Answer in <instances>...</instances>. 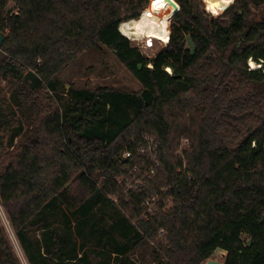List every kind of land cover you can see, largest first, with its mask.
<instances>
[{
  "label": "trees",
  "instance_id": "16d2710c",
  "mask_svg": "<svg viewBox=\"0 0 264 264\" xmlns=\"http://www.w3.org/2000/svg\"><path fill=\"white\" fill-rule=\"evenodd\" d=\"M201 1L154 5L160 18L144 19L169 36L174 18L149 58L119 31L148 0H0V205L28 264H137L135 242L161 230L154 264H204L217 250L224 264H264V0H204L226 12L212 21ZM99 45L138 94L65 88L58 75ZM145 134L158 167L137 153ZM183 136L190 150L176 154ZM152 166L137 191L119 184ZM152 197L158 211L139 219ZM98 209L116 213L109 228ZM0 264H21L1 225Z\"/></svg>",
  "mask_w": 264,
  "mask_h": 264
},
{
  "label": "rangeland",
  "instance_id": "374dc122",
  "mask_svg": "<svg viewBox=\"0 0 264 264\" xmlns=\"http://www.w3.org/2000/svg\"><path fill=\"white\" fill-rule=\"evenodd\" d=\"M237 2V0L230 6V8ZM202 5L201 8L206 14V19L209 21H212L213 19H219L224 16V14L214 17L212 14H210L204 5L203 0L201 1ZM160 4V0H148V2L144 5L143 12L147 9L145 16L142 18L139 17L136 19V21H128L130 22L128 26L124 28L126 32H128V35L126 37L129 38V41L131 42L132 46L139 49L145 56L149 58H153L162 48L166 47L167 44L163 42H159V40L154 41V46L151 48L146 47V45L142 42L135 41L136 39L140 38L142 36V28H143V20L148 14H156L160 18V12L161 10H154V5ZM167 3V0H163V5ZM169 6V5H168ZM14 4H10V8H13ZM162 8V7H160ZM225 10V9H224ZM156 11V12H155ZM258 10H253V13L257 12ZM155 12V13H154ZM158 17L154 19L155 26L159 29H163L162 31H166L165 22L163 20H159ZM174 16L170 17L169 21V31L171 36V25L172 20ZM138 20V21H137ZM127 23V22H125ZM123 23V24H125ZM122 24V25H123ZM121 29V26L119 27ZM165 29V31H164ZM125 36V35H124ZM252 60V59H250ZM249 60V61H250ZM253 62H255L253 60ZM249 64V63H248ZM250 65V64H249ZM58 77L64 84L66 89H69L70 87H73L76 90H82V89H89V90H96L98 88L107 87L111 89H115L120 92H127L132 94H138L142 86L137 82L134 77L127 71V69L119 62L117 59L115 53L112 49L107 48L103 45H99L97 48L88 50L81 55H79L65 70H63ZM144 143L141 145L138 149V154H141V150L145 148L149 151L150 147L152 145L156 146L157 140L154 136L150 134H145L144 136ZM158 146V145H157ZM191 147V139L181 137L179 138V145L177 148L178 153H187L190 150ZM184 153V154H185ZM157 154V153H156ZM157 158V155H155ZM143 158V157H142ZM148 159V158H145ZM152 159V158H150ZM149 160V159H148ZM152 163V160H151ZM158 167V166H157ZM140 172H137L135 176L131 177H120L118 178V182L120 185H122L125 189V192L128 191V189H131L132 191H137L138 187L144 184V178L150 177L148 172L142 173V175L137 178V175H139ZM153 198V197H152ZM146 200L142 205V214L139 216V219H150L152 218L156 212L158 211L159 205L157 204L158 201L157 197H154ZM113 201L115 203H118L119 197L114 196ZM166 208L171 206V199L166 198ZM107 211V210H104ZM116 215L114 211H107L102 212L101 209H98V211H95V214L93 215L94 221L96 223H99L101 226L104 225L109 228L113 224L112 216ZM124 216H127V218L132 217V213L130 215V212L127 213V215L124 213ZM130 219V218H129ZM135 224V220H132ZM0 225L4 229V232L10 241L14 253L16 254L17 258L20 260L21 264H28L25 258L24 253L22 252L15 235L13 233V230L11 229L9 222L7 220V216L0 205ZM163 239L158 234L157 240ZM155 242H150L147 240L146 242H142L141 240H137L135 243H138L139 246L137 247L135 253L132 255V258L137 262V264H154L153 263V251L155 249ZM224 255L225 253L222 250H217L215 253L210 257V260H217L221 264H224ZM144 259V260H143ZM142 261H145L144 263ZM205 262L204 264H206Z\"/></svg>",
  "mask_w": 264,
  "mask_h": 264
},
{
  "label": "bare ground",
  "instance_id": "6f19581e",
  "mask_svg": "<svg viewBox=\"0 0 264 264\" xmlns=\"http://www.w3.org/2000/svg\"><path fill=\"white\" fill-rule=\"evenodd\" d=\"M203 2H204V0H203ZM204 5H205V2H204ZM205 8H206V6H205ZM206 10H207V8H206ZM210 14H212V13H210ZM164 33L165 32H163L161 29H159L158 27L155 26L154 19H144L143 20V28H142V36L140 38L136 39L135 41L142 42L146 45V47L151 48L154 46L155 40H159V42L161 41V42L165 43L164 39H163ZM149 41H151L150 45L148 43ZM167 42H169V36H168ZM251 61L253 64L256 65V67L254 69H260L262 67L261 65L253 62V60H251ZM169 70H168V72H172L171 69H169Z\"/></svg>",
  "mask_w": 264,
  "mask_h": 264
},
{
  "label": "built area",
  "instance_id": "2783aa9c",
  "mask_svg": "<svg viewBox=\"0 0 264 264\" xmlns=\"http://www.w3.org/2000/svg\"><path fill=\"white\" fill-rule=\"evenodd\" d=\"M123 24V23H122ZM121 24V25H122ZM119 30H120V28H119ZM122 34V33H121ZM123 35V34H122ZM124 36V35H123ZM126 37V36H125ZM170 37V36H169ZM128 38V37H127ZM129 39V38H128ZM169 41H170V39H169ZM169 42H167V43H165V44H168ZM157 151V144H156V146H154V145H152L151 147H150V149H149V151L148 150H146L145 148H143L142 150H141V154H138V155H140L141 157H143V158H148L150 161L152 160V163H154L155 164V166L157 167V166H159V161H158V158H156L155 157V155H156V152ZM132 157V153L131 152H125L124 154H123V158H125V159H129V158H131ZM150 158H152V159H150ZM179 172H181V170H179ZM156 173V171H155V168L152 166L151 168H150V170H149V174L150 175H154ZM153 200L155 199L154 197L152 198ZM159 235L161 236V237H164L165 235H166V232L164 231V230H161L160 231V233H159Z\"/></svg>",
  "mask_w": 264,
  "mask_h": 264
},
{
  "label": "clouds",
  "instance_id": "9594fccd",
  "mask_svg": "<svg viewBox=\"0 0 264 264\" xmlns=\"http://www.w3.org/2000/svg\"><path fill=\"white\" fill-rule=\"evenodd\" d=\"M223 2H224V4H225V6L227 7L228 5H230L231 3H233L234 0H223ZM159 6H160V7H163V0H160V5H159ZM165 27H166V24H165ZM162 30H163V29H162ZM120 31H121L124 35H126V36L128 35V32H126V31L124 30L123 27L120 29ZM168 36H169V34H168L167 32H165V33H164V36H163V39H164V42H165V43L167 42ZM148 43H149V45H150V44H151V41H149ZM249 64H250V68H252V69H254V68L256 67V65L253 64L251 60L249 61ZM149 67H151V65H150ZM169 71H170V70H169Z\"/></svg>",
  "mask_w": 264,
  "mask_h": 264
},
{
  "label": "water",
  "instance_id": "95a60500",
  "mask_svg": "<svg viewBox=\"0 0 264 264\" xmlns=\"http://www.w3.org/2000/svg\"><path fill=\"white\" fill-rule=\"evenodd\" d=\"M120 31V30H119ZM3 41H4V36H3V34L0 32V46L3 44ZM253 60V59H252ZM151 65V64H150ZM149 65V66H150ZM149 68H153V66L151 65V67H149ZM262 68V67H261ZM169 73H173V71L172 72H169ZM206 264H221L219 261H217V260H210V261H207V263Z\"/></svg>",
  "mask_w": 264,
  "mask_h": 264
},
{
  "label": "crops",
  "instance_id": "0c3cea01",
  "mask_svg": "<svg viewBox=\"0 0 264 264\" xmlns=\"http://www.w3.org/2000/svg\"><path fill=\"white\" fill-rule=\"evenodd\" d=\"M132 21H136V20H132ZM137 21H138V20H137ZM130 22H131V21H130ZM130 22H127V23H125V24H123V25H120V26H121V28H122V27H124V28H125L126 26H128V24H129ZM121 33H122V32H121ZM122 34H123V33H122ZM123 35H124V34H123ZM125 36H126V35H125Z\"/></svg>",
  "mask_w": 264,
  "mask_h": 264
}]
</instances>
